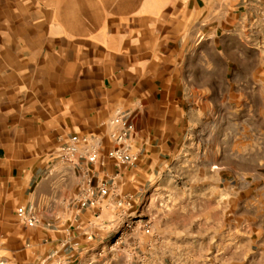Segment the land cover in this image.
I'll use <instances>...</instances> for the list:
<instances>
[{
  "label": "crops",
  "instance_id": "1",
  "mask_svg": "<svg viewBox=\"0 0 264 264\" xmlns=\"http://www.w3.org/2000/svg\"><path fill=\"white\" fill-rule=\"evenodd\" d=\"M117 114L135 127L132 169L107 158ZM236 129L264 140V0H0V264H127L136 245L154 264H264V143L236 152ZM73 136L99 141L105 166L89 169L119 174L135 214H162L112 258L85 233L113 240V198L94 226L76 202L85 164L57 157Z\"/></svg>",
  "mask_w": 264,
  "mask_h": 264
},
{
  "label": "built area",
  "instance_id": "2",
  "mask_svg": "<svg viewBox=\"0 0 264 264\" xmlns=\"http://www.w3.org/2000/svg\"><path fill=\"white\" fill-rule=\"evenodd\" d=\"M109 125L113 128L109 137L114 145L107 152V158L114 162L119 169L135 168L139 155L134 152L132 144V134L135 127L124 115L117 114L114 116ZM100 143L94 137L73 136L67 144L62 145L57 150L58 159L73 167H83L84 174L79 182L76 202L79 211H93V218L97 224L96 227L107 229V224L102 219L103 211L108 209V202L111 198L114 200L116 210L117 226L110 227L114 233L113 240H103V243L111 245L116 250L122 249L121 244L126 241L137 240L139 235L152 236L153 224L152 219L143 214L141 211L133 212L134 196L126 194L120 196L117 191L112 189V181L118 177L115 175L111 182L106 179H99L95 172L89 169V166H105V162L100 159ZM84 162V163H83ZM98 178V179H97ZM18 217L27 227L33 228L38 219L32 210L27 211L21 207L17 211ZM117 231V232H115ZM88 242L97 241V237L90 232L85 233ZM139 246L136 245L128 250L132 258L138 256ZM102 253V251H100ZM145 256L142 255L144 259Z\"/></svg>",
  "mask_w": 264,
  "mask_h": 264
},
{
  "label": "rangeland",
  "instance_id": "3",
  "mask_svg": "<svg viewBox=\"0 0 264 264\" xmlns=\"http://www.w3.org/2000/svg\"><path fill=\"white\" fill-rule=\"evenodd\" d=\"M223 119H224L223 122L220 121V123H219L220 124V126H219L220 127V131L218 132L219 151H220L221 156H222V152L224 153V151H226V150H222V146H225L223 144L226 143V136H228V134L225 132V125L227 124L226 123V118H223ZM250 119H251L250 120L251 124H258V118L251 117ZM248 120H249V118L239 117V118H235V120L232 123L236 126V128L238 127V129H240V128H242L240 125H243V124L247 125L249 123ZM229 121H231V120L229 119ZM238 129H236V132L234 133V139L236 141V145L240 147V148L236 149V152H239V153H244L245 152L246 154L249 153L251 155V157H258L259 142L263 141V143H264V140H262V138H260L263 135L258 133V132H254V131H252V132H243V131H241L242 129L240 131ZM231 135H233V134L231 133ZM229 136H230V134H229ZM243 144H244V148H243ZM254 166L255 165H253V164L251 165V167H254ZM177 183H178V181H177ZM167 188H168V186H167ZM169 188L171 189L172 185ZM183 200H184V198L180 197L179 194H177V193L174 196V198H172V199H171V197L168 198V197L159 196V197L156 198L155 201H153L151 203V206H153L156 209L157 208L158 209H162L163 206L166 205V202H167V204H170V205L172 204V202L174 204H180V203L183 202ZM203 200H208L209 201V200H211V198L210 197H204ZM219 201H220V203L223 202L224 204H226L227 199H226L225 196H222L220 194L219 195ZM151 210L152 211L149 212L150 211V209H149L148 212L150 213L149 215L151 217L154 216V220L151 218L152 219V224H156L157 220L159 219V217L162 216V214L161 213L157 214V211H153V209H151ZM148 212L145 211L144 214L147 215ZM97 241H98L99 249L102 250V254L105 253L110 258H112L114 255L119 253L118 250H116L114 248H111L110 244H107L105 242L103 243L102 239H99ZM123 249L128 251L125 247ZM138 256H140L139 257L140 259L133 258L130 261H128L129 263H127V264H154L153 260L152 261L149 260L150 255L145 256L144 259L141 257V255H138Z\"/></svg>",
  "mask_w": 264,
  "mask_h": 264
}]
</instances>
